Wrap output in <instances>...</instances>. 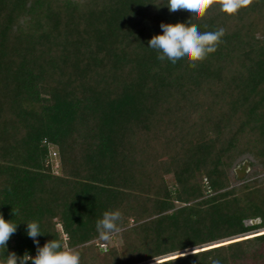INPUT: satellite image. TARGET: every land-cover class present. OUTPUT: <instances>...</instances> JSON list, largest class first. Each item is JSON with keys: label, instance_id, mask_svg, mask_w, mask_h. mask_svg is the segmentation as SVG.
I'll return each mask as SVG.
<instances>
[{"label": "trees", "instance_id": "16d2710c", "mask_svg": "<svg viewBox=\"0 0 264 264\" xmlns=\"http://www.w3.org/2000/svg\"><path fill=\"white\" fill-rule=\"evenodd\" d=\"M167 3L0 0V261L37 254L35 221L81 264H264V0L193 20L225 30L194 69L149 47L189 20Z\"/></svg>", "mask_w": 264, "mask_h": 264}, {"label": "clouds", "instance_id": "9594fccd", "mask_svg": "<svg viewBox=\"0 0 264 264\" xmlns=\"http://www.w3.org/2000/svg\"><path fill=\"white\" fill-rule=\"evenodd\" d=\"M254 2L258 0H168L170 12L185 10L190 13L189 20L187 23L162 22V33L150 39L149 47L159 53L158 59L161 61L167 59L177 65L183 60L194 69L217 51L223 42L225 30L220 28L216 31L201 32L197 23L192 21L203 20L213 7H219L229 16H237L242 9L249 8ZM13 212L18 215V209L13 208ZM123 221L121 211H105L102 218L96 222L100 239L110 241L122 231ZM17 226V223L6 220L0 214V249L7 248V242L17 231ZM43 233L38 222H27V235L37 245V254L31 256L25 252L22 257H18L12 252L7 255L6 260L0 261V264H27L28 261H32V264H81L80 253L66 247V240L62 235L40 246L38 237ZM213 264H220V261L215 260Z\"/></svg>", "mask_w": 264, "mask_h": 264}, {"label": "rangeland", "instance_id": "374dc122", "mask_svg": "<svg viewBox=\"0 0 264 264\" xmlns=\"http://www.w3.org/2000/svg\"><path fill=\"white\" fill-rule=\"evenodd\" d=\"M54 161H55V168H57V165H56V163H58L57 158H55ZM246 169H247V164L246 163L242 164L237 170L238 175L243 176L246 172ZM247 223H251V222L248 221ZM117 243H119V241Z\"/></svg>", "mask_w": 264, "mask_h": 264}, {"label": "built area", "instance_id": "2783aa9c", "mask_svg": "<svg viewBox=\"0 0 264 264\" xmlns=\"http://www.w3.org/2000/svg\"><path fill=\"white\" fill-rule=\"evenodd\" d=\"M52 155H53V157H56L57 156V153L52 152Z\"/></svg>", "mask_w": 264, "mask_h": 264}]
</instances>
